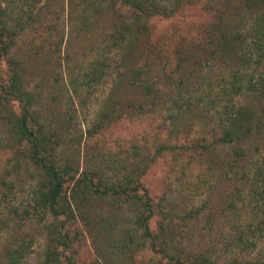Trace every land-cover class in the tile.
Returning a JSON list of instances; mask_svg holds the SVG:
<instances>
[{
	"label": "trees",
	"instance_id": "1",
	"mask_svg": "<svg viewBox=\"0 0 264 264\" xmlns=\"http://www.w3.org/2000/svg\"><path fill=\"white\" fill-rule=\"evenodd\" d=\"M184 1L194 0H109L110 10L124 9L131 16L106 40H101L105 43L102 49L109 47L124 57L141 50V56H145L144 67H135L138 61L131 60L134 64L130 73L133 85L141 81L147 100L139 108L132 104L128 113L141 112L146 107L148 112L149 107L150 112L170 109L171 136L176 139L187 127L192 131L199 123L211 125L209 144L195 145L191 150L207 155L217 148L227 149L223 176L228 181L233 178L242 182L247 191L242 199L227 205L231 221L226 225L225 244L246 252L248 247L253 248L254 242L264 239V146L254 145L256 138L264 136L260 135L264 134V0H224V6L213 8V22L196 39L177 40L171 53L172 66L166 61L163 46L158 48L151 43L149 20L172 17ZM3 15L7 19L5 10L0 9V17ZM77 19L84 22L82 16ZM7 32L6 23L0 19V39ZM5 39L10 40L6 36ZM15 41L0 40V65ZM148 53H155L157 67L150 66ZM97 54L98 59L83 75L87 87L110 75L104 72L109 67L104 53ZM151 71L158 72L159 82L153 81ZM240 101L247 103L243 105ZM12 102L20 104L19 116L9 108ZM33 106L34 94L22 86L19 71L12 68L8 84H0V121L12 137L5 148L13 156L16 168L19 170L23 161L37 174L30 190L33 205L22 215L40 227L44 238L40 264H74L72 256L65 253L78 243L77 235H72L76 226L83 227L90 239L95 254L92 264H139L135 258L144 249L160 256L165 264H217L202 252L189 261L176 246V237L169 228L173 219L153 204L140 183L148 164L144 162L139 167L137 158L149 163L155 158L143 155L146 150L143 143L129 146L132 152L125 158L113 154L103 160L98 154L84 155L83 163L80 159L76 162L70 157L60 158L56 151L62 142L57 130H50L38 114H33ZM178 118L185 120L180 127L176 125ZM112 119L104 116L100 120L104 124L94 125L90 137L101 132ZM22 146L24 150H20ZM261 150V157L251 159L252 151ZM244 167H251L250 171ZM245 172L251 174L248 181L243 178ZM66 184L71 185L68 197L64 195ZM0 185L5 200L13 188L5 181ZM238 205L249 210L247 218H239ZM11 211L14 215L18 213L16 209ZM159 214L161 219L153 233L149 223ZM22 215L17 217L22 220ZM189 215L192 220L199 211ZM32 237L22 233L15 238L2 254L0 264H24L33 245ZM230 264L249 263L234 260Z\"/></svg>",
	"mask_w": 264,
	"mask_h": 264
},
{
	"label": "rangeland",
	"instance_id": "2",
	"mask_svg": "<svg viewBox=\"0 0 264 264\" xmlns=\"http://www.w3.org/2000/svg\"><path fill=\"white\" fill-rule=\"evenodd\" d=\"M109 6V0H0V9L5 10L7 16V19L5 15L0 19L8 28L0 40L9 43L16 40L1 61L0 84H8L12 68L19 71L22 86L34 94L33 114H38L50 130H57L55 132L62 142L56 151L60 158L70 157L76 162L80 159L81 163L84 155L94 157L98 154L103 160L113 154L125 158L132 152L128 150L129 146L143 143L146 147L143 155L155 158L153 163L137 158L139 167L144 166V162L148 164L140 183L148 191L153 204L173 219L170 232L176 237V246L189 261L193 255L202 252L217 264H230L234 260L249 264L264 262V239L254 242L253 248L248 247L246 252L225 244L226 225L231 221L227 205L238 201L247 187L223 176L222 164L227 149L217 148L207 155L191 150L195 145L209 144L211 125L199 123L192 131L187 127L186 132L176 139L171 136L170 109L157 107L161 112H150L149 107L148 112L146 107L141 112L128 113L132 104L139 108L147 100L141 81L133 85L130 73L131 64H134L131 60L138 61L135 67H144L145 56H141V50L124 57L109 47L105 51L102 49L105 43L101 40H106L121 27V22L129 21L131 16L124 9L112 11ZM216 6H224V0L184 1L172 17L149 20L151 43L158 48L163 46L167 63H173L171 53L179 38L196 39L201 30L213 22V8ZM79 16L84 22L77 19ZM5 36L10 40L7 41ZM98 51L104 53L105 63L109 64L104 72L110 75L99 84L87 87L83 75L98 59ZM155 53L147 54L151 67L158 65ZM151 74L153 81L159 82L158 72L151 71ZM240 103L245 105L247 101ZM109 105L112 110L107 107ZM9 108L16 116L21 114L18 102H12ZM106 115L112 116L113 121L90 137L89 131L94 125L104 124L100 120ZM184 122L183 118H178L176 125L180 127ZM263 137L256 138L254 145L261 143L263 148ZM11 139L0 121V183L5 181L13 188L4 200L5 191L0 185V261L15 238L28 233L33 236V245L23 263L40 264L44 247L40 227L22 215L33 205L30 190L37 181V174L23 161H20L19 170L16 168L13 156L5 148L11 144ZM20 150H24V146ZM262 150L258 153L252 151L251 159L261 157ZM250 168L244 167V170L249 172ZM243 178L248 181L251 174L245 172ZM70 186H65V197L69 196ZM12 209L17 210V215ZM237 209L239 218H247L246 211L249 210L241 209V205ZM197 210L198 217L193 215L192 220L188 219L189 214ZM19 215L22 220L17 217ZM160 217V214L154 216L149 223L153 233ZM74 234L78 243L72 246L70 254L65 255L72 256L74 264H92L95 254L87 232L76 226L72 228ZM135 259L139 264H165L149 249L141 251Z\"/></svg>",
	"mask_w": 264,
	"mask_h": 264
}]
</instances>
